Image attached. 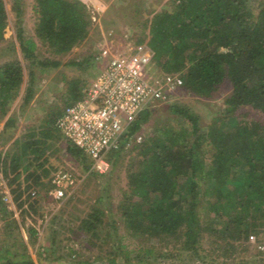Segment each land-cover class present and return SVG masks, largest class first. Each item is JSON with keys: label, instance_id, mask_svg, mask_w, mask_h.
Instances as JSON below:
<instances>
[{"label": "trees", "instance_id": "1", "mask_svg": "<svg viewBox=\"0 0 264 264\" xmlns=\"http://www.w3.org/2000/svg\"><path fill=\"white\" fill-rule=\"evenodd\" d=\"M15 5L16 37L27 64L16 54L15 43L8 48L14 55L0 63V123L4 122L0 142L12 141L7 151H0V169L23 221L30 210L40 209L38 191L33 195V189L51 188V175L57 169L50 161L51 149L62 137L56 121L63 109L49 111L39 125L14 139L13 134L7 135L18 121L11 109L18 100L21 109L31 103L37 71L61 65L53 56L66 54L88 38L91 19L79 0H36L39 46L25 32L20 0ZM141 25L139 42L151 47L161 72L183 78L182 91L205 99L215 98L226 85L230 92L225 107L208 126H201L191 108L172 103L177 124L158 123L153 134L130 148L128 185L122 190L118 212L138 248H124L117 222L109 221L104 229V212L93 207L76 228L91 242L98 238L101 252L106 242H113V247L106 258L98 256L81 264H162L163 259L183 256L199 264H264V249L259 247L264 243L260 236L264 233V0H173L171 9L156 12ZM7 26L8 12L0 0V42ZM40 47L50 56L41 58ZM80 86L77 80L71 83L72 101L67 105L85 96L87 90ZM152 113L150 108L144 110L127 138ZM66 144L77 166L94 172L89 170L88 156L71 141ZM125 147L109 153L112 167ZM103 199L100 195L96 202ZM11 214L4 211V227L17 247L14 230L20 226ZM27 230L35 241L38 231L32 226ZM253 234L257 240L249 258L244 254L253 245ZM52 241L56 242L55 234ZM11 252L17 263L34 264L25 246L22 251L1 247L0 264L11 261L5 259Z\"/></svg>", "mask_w": 264, "mask_h": 264}, {"label": "rangeland", "instance_id": "2", "mask_svg": "<svg viewBox=\"0 0 264 264\" xmlns=\"http://www.w3.org/2000/svg\"><path fill=\"white\" fill-rule=\"evenodd\" d=\"M79 1L84 4L88 18L91 19L89 36L84 41L76 43L66 54L60 57L53 56V58L61 60V65L48 68L49 70L47 69L44 72L37 71V90L34 99L25 109L20 107L21 100H18L11 109V113L18 120L17 125L7 133V135L13 134L12 139L20 136L26 128L39 125L49 111L57 109H63L64 111L68 101H72V96L69 94L72 82L79 81L80 87L84 90L90 87L95 76L102 68V63L94 60V55L101 46L109 44L118 48L122 45L139 42V39L143 36L141 23L144 19L151 18L153 14L163 9L173 7V0ZM4 2L8 12V26L5 29V40L0 42V63L14 55V52L8 50V48L15 43L16 54L24 64H27L19 50L16 37L17 4L15 5V0H4ZM35 3L36 0H20L21 20L27 36L33 37L40 46L39 40L35 37L37 22ZM43 56L50 55L44 47H40V57ZM157 69L159 70V68ZM25 74L28 78L27 71ZM228 92H230V87L226 85L221 88L215 98L205 99L180 90L178 96H175L171 102L159 103L155 108H152L153 113L149 121L142 125L138 135L144 140L148 135L153 134L155 127L162 121H172L177 124L178 115L170 110L172 103L191 108L199 115L201 126L206 127L211 123L213 116L225 107L223 102ZM242 111L247 113L249 109L243 108ZM66 141L67 139L63 135L59 138L51 149L53 155L50 161L57 168L53 172L62 167L71 169L77 177L76 187L67 198L60 201L50 197L46 193L48 191L43 188H36L40 198V209L34 210L32 219L38 227L36 229L38 231L37 239L33 241L29 237L27 229L32 225L28 220H23L22 224L26 236L20 228L14 230L15 237L18 236L19 240L15 239L17 247H14L12 245L14 236L9 237L4 224L0 227V248L9 246L13 250L18 248L19 251H22L23 246H25L34 264H81L83 260H94L98 256L106 258L110 254L109 251L113 247V242L104 243L105 247L101 252L100 247L97 245L98 238L91 242L83 231L76 228L80 218H83L93 207H97L104 212L102 215L103 228L107 229L108 222L115 220L118 227L117 233L122 236L124 248L136 250L138 241L127 236L126 226L118 212V205L122 199V190L128 185L127 170L131 167L129 150L138 141L133 140L132 144L122 151L117 164L112 167L108 175L90 173L80 164L77 166L78 161L76 158L66 150ZM11 143L12 141H8L6 144L0 142V151H7ZM100 195H104V199L101 202H96V198ZM54 234L56 236L55 243L52 241ZM260 236L264 242V233H261ZM72 248H75L76 252H73ZM254 251L255 246L253 244L244 255L251 258ZM7 258L14 263L18 262L17 258L12 256V252L7 254L5 259ZM162 262V264H199V262L195 263L196 261H192L185 256L163 259Z\"/></svg>", "mask_w": 264, "mask_h": 264}, {"label": "built area", "instance_id": "3", "mask_svg": "<svg viewBox=\"0 0 264 264\" xmlns=\"http://www.w3.org/2000/svg\"><path fill=\"white\" fill-rule=\"evenodd\" d=\"M153 55L147 42L129 43L118 48L109 44L101 46L94 55V60L102 63L101 70L85 96L68 104L57 118V128L64 138L88 156L90 171L109 173L112 169L109 153L124 146L127 148L135 139L142 140L138 132L127 138L140 114L178 96L183 78L159 71ZM76 185L77 177L73 171L59 168L52 175L48 195L56 201L63 200ZM32 194L36 195L37 191ZM5 210L19 217L10 185L0 169V227L5 223ZM256 240V235L250 236L251 243ZM259 247L264 249V243Z\"/></svg>", "mask_w": 264, "mask_h": 264}, {"label": "crops", "instance_id": "4", "mask_svg": "<svg viewBox=\"0 0 264 264\" xmlns=\"http://www.w3.org/2000/svg\"><path fill=\"white\" fill-rule=\"evenodd\" d=\"M3 124H4V122H1L0 123V130L2 129V127H3ZM55 172H53V174H54ZM52 174V175H53ZM52 175H51V177H52ZM34 190H36V189H33V191ZM37 191V190H36ZM13 217H15L13 214H11ZM33 216H34V210H30V213H29V215L27 216V218H26V221L28 220L29 221V223H30V225H32V227H34L35 229H37L38 227L33 223V220L34 219H32L33 218ZM15 219H17L18 220V222H19V226H20V230H22L23 232V234L26 236V231H25V228H24V226H23V224H22V220H21V216H20V214H19V217L18 218H16L15 217Z\"/></svg>", "mask_w": 264, "mask_h": 264}, {"label": "flooded vegetation", "instance_id": "5", "mask_svg": "<svg viewBox=\"0 0 264 264\" xmlns=\"http://www.w3.org/2000/svg\"><path fill=\"white\" fill-rule=\"evenodd\" d=\"M6 264H19V263H14V262H12V261H10V262H7Z\"/></svg>", "mask_w": 264, "mask_h": 264}, {"label": "clouds", "instance_id": "6", "mask_svg": "<svg viewBox=\"0 0 264 264\" xmlns=\"http://www.w3.org/2000/svg\"><path fill=\"white\" fill-rule=\"evenodd\" d=\"M97 173V172H96ZM100 174V173H99Z\"/></svg>", "mask_w": 264, "mask_h": 264}]
</instances>
